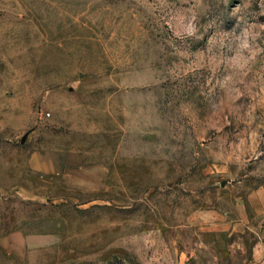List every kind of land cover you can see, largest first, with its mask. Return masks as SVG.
Masks as SVG:
<instances>
[{"label": "rangeland", "instance_id": "obj_1", "mask_svg": "<svg viewBox=\"0 0 264 264\" xmlns=\"http://www.w3.org/2000/svg\"><path fill=\"white\" fill-rule=\"evenodd\" d=\"M262 239L264 0H0V264Z\"/></svg>", "mask_w": 264, "mask_h": 264}, {"label": "crops", "instance_id": "obj_2", "mask_svg": "<svg viewBox=\"0 0 264 264\" xmlns=\"http://www.w3.org/2000/svg\"><path fill=\"white\" fill-rule=\"evenodd\" d=\"M250 264H264V239L253 246Z\"/></svg>", "mask_w": 264, "mask_h": 264}]
</instances>
